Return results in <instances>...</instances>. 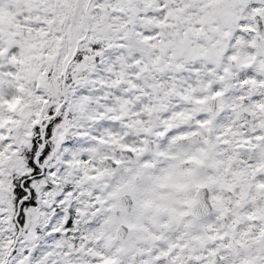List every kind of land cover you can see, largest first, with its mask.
I'll return each instance as SVG.
<instances>
[{
  "label": "snow or ice",
  "instance_id": "6c2138e0",
  "mask_svg": "<svg viewBox=\"0 0 264 264\" xmlns=\"http://www.w3.org/2000/svg\"><path fill=\"white\" fill-rule=\"evenodd\" d=\"M0 264H264V0H0Z\"/></svg>",
  "mask_w": 264,
  "mask_h": 264
}]
</instances>
